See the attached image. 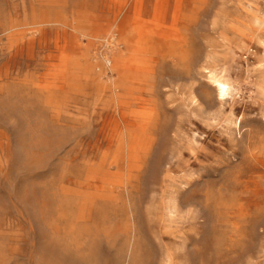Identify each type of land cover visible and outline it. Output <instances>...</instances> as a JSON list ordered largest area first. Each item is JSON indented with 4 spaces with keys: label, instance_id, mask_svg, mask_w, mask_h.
Masks as SVG:
<instances>
[{
    "label": "rangeland",
    "instance_id": "obj_1",
    "mask_svg": "<svg viewBox=\"0 0 264 264\" xmlns=\"http://www.w3.org/2000/svg\"><path fill=\"white\" fill-rule=\"evenodd\" d=\"M0 264H264V0H0Z\"/></svg>",
    "mask_w": 264,
    "mask_h": 264
},
{
    "label": "bare ground",
    "instance_id": "obj_2",
    "mask_svg": "<svg viewBox=\"0 0 264 264\" xmlns=\"http://www.w3.org/2000/svg\"><path fill=\"white\" fill-rule=\"evenodd\" d=\"M217 86H218L219 95L220 96H224L227 93V90H228L227 85L225 83L218 82Z\"/></svg>",
    "mask_w": 264,
    "mask_h": 264
}]
</instances>
